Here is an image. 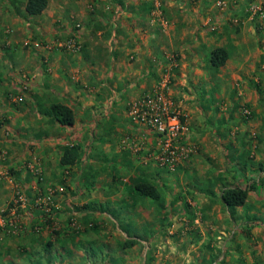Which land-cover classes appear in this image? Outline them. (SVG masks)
Here are the masks:
<instances>
[{"label":"rangeland","instance_id":"rangeland-1","mask_svg":"<svg viewBox=\"0 0 264 264\" xmlns=\"http://www.w3.org/2000/svg\"><path fill=\"white\" fill-rule=\"evenodd\" d=\"M26 3L0 0V77L7 62L14 75L19 63L27 67L18 86L7 88L12 112L34 114L27 119L31 126L43 121L39 111L51 96H36L41 81L36 68L30 70L35 65L51 74V61L67 58L71 79L82 87L90 83L92 56L112 70L124 61L149 77L144 91L167 83L183 124L180 147L188 156L174 165L157 159L152 167L129 163L131 173L125 174L129 170L118 167L110 150L91 144L90 134L63 131L51 118L39 128L44 136L36 138V128H17L14 114L7 127L1 113L2 142L11 136L12 145L23 148L15 154L0 148V264H245L241 254L254 243L249 239L255 228L264 235V212L248 214L246 205H264V176L253 172L260 170L254 164L258 151L264 157V0H49L39 15L29 14ZM127 30L136 34L130 46L123 42ZM197 36L204 40L200 60L181 66L177 46L190 48ZM215 48L228 52L222 66L211 62ZM98 72H91L96 83ZM103 93L111 100L114 91L97 95ZM143 95L129 100L128 112ZM95 113L103 131L97 137L111 138L110 128L99 125L111 114ZM58 137L63 144L57 158L69 149L81 163L70 182L68 165L60 162L62 174L48 176L39 155L46 141ZM109 178L119 180L109 184ZM140 182L154 184L161 198L139 193ZM236 186L249 187L255 196L227 205L223 192Z\"/></svg>","mask_w":264,"mask_h":264},{"label":"crops","instance_id":"crops-1","mask_svg":"<svg viewBox=\"0 0 264 264\" xmlns=\"http://www.w3.org/2000/svg\"><path fill=\"white\" fill-rule=\"evenodd\" d=\"M135 18H139V16H135ZM202 20H204L203 16H202ZM122 33L124 34L123 42L126 44V46H130L131 44L133 45L134 40L136 39L135 32L133 30L131 31L127 30V33L125 32ZM233 37H235L234 34ZM203 43L204 40H202L199 36H197L195 43H190V48L187 47V45H183V44H179L177 46L180 47L182 50V58L180 59L181 66H186L187 60L189 59L192 61H195L197 59L198 61L200 60L198 51L202 49ZM90 53L94 54L95 52L90 51ZM123 53L128 54L130 53V50L128 52L124 51ZM53 54L59 55L58 52ZM66 59L67 58L59 57L56 61H51V65H49L50 66L49 69L53 71L51 74L47 72V70H44L43 68L41 69L39 65H35L30 69L33 71L34 70L33 68H36L34 70L35 71L34 74L41 81L40 85L37 86L35 93L36 96H38V99L44 101V99L41 98H46L51 96V99L49 101H45L41 111H39L40 113L39 119L43 120L40 121L39 128H42V124L45 125L49 121L48 119L52 118L54 120V124L56 125V127L62 129L63 131L66 129L73 128L72 130L73 132L77 130L79 133L84 132L86 135L90 134L88 139L91 136V141H92L91 144L92 145L97 144L96 148L98 146H103L105 150L107 149L110 150L116 157L114 158V160L117 161L118 167L120 169L124 167L125 169L127 168L129 170L127 172H124L125 174L131 173L130 171L131 164L129 163L137 164V162L138 163L142 162V164L152 167V165H154V162L156 161V154L160 146L158 135L152 129L138 123L137 121L135 122H137L138 124L133 123L129 118L130 116L129 112L127 111V103L129 102V100H133L134 98L137 97L136 95L138 94L144 93L145 95L150 91L149 89H148L149 91L148 90L144 91V89L147 87V83L149 82V80L147 79L149 77H146L143 74V72L141 73V70L139 68H135L125 64L123 61L125 60L124 57H121L123 64L120 67H117V69L112 70V68L109 67L107 63H104L99 59L95 60V57L92 56V59L89 61L91 65L88 67V69L90 70H88V74H87L89 78L88 81H85L90 83H86L87 85L85 86L82 85V87H80L77 83H75L74 80L71 79L70 70H72L73 66L70 64L69 61H66ZM19 64H20L19 67H17L18 65L16 66L17 67L16 69L18 70L17 75H14V72H12L11 65L9 62H7L6 64V66L8 65L7 68L5 65H2L3 73L0 77V114L3 113V115H7L6 118L9 120V124L7 125V127H10L12 125L13 119L11 115L12 114L16 115L18 118L14 119V122L16 123L15 126H18L17 128L19 127L36 128L35 130H33L32 133H34L35 137L38 138L40 135L44 136L46 130L39 129L38 126H33V125L31 126L27 120L28 118H30V116H34V117L36 116L24 110L20 111V113L14 111L12 112V106H11L12 102L6 96L7 88L11 86L17 87L18 85L15 82L18 80V78H20V75L23 72V70L27 68L25 65L21 63ZM125 65L127 66L126 69H125ZM108 67L110 68V70ZM197 68H198V64L194 67V69ZM93 69H97L99 71L98 74L100 75V80L97 81V83H96V79L93 77L91 73L93 72ZM41 70L42 72H39ZM106 76L107 78L104 84V78ZM44 77L47 79L48 84H45L44 81L42 80V78ZM101 89H104L106 92H108L109 95H112L114 91L112 95L113 97H111L112 99L109 100L108 96H105L104 93H103V95L105 96L104 98L98 96L97 94ZM56 102L64 103L70 106L74 110L75 123L73 125L70 126L61 125L53 117L46 115V110L49 108V106L52 103H56ZM29 103H30L29 106L31 107L32 104L31 102ZM21 107H22L21 109L24 108V106ZM34 108H35V114H37L38 107L35 106ZM104 109L109 114H111L110 115L111 118L105 117V122L102 124L99 122V125L100 126L103 125L104 127L110 128L109 130H111V133L109 132L108 134L111 135V138L115 141V143H112L111 138H107V136L104 137L99 136V138L97 137V134L99 132L103 133V131H100L98 129L99 126L97 125V122L94 121V118L98 117L95 111H99V110L102 111ZM32 110L34 111V109ZM22 117L26 118L23 121L25 124H20L22 123L21 120ZM96 129H98L99 131L94 132V130ZM4 133L5 130L0 128V134H1L0 148L12 154L13 153L15 154L18 148L19 150L23 148L22 145L19 146L17 144L12 145L10 141L11 136L9 137V141L5 139L2 142ZM119 134L122 135L120 137V140L122 139L123 142L122 147L119 144L117 145ZM46 143H48V146L47 145L45 146V150L41 149L43 148V142H41V145L37 147L38 149H41L39 155L41 156V158L44 159L43 169L45 171V174L48 176H52L51 174H54L55 172L58 175H61L62 170L59 172L58 167L61 166L62 168L63 166L60 163L62 155L59 158H57V154L63 144L62 140L58 137V141H52V143L46 141ZM88 146L90 145L87 144V147ZM135 146H138L139 150L134 149ZM262 159H264V157L262 156L260 150L258 151L257 159L254 161V164H257L260 167V170H256L253 172L264 176V166L262 164ZM38 161L40 162V160ZM252 162H251V166H252ZM79 164L81 163H78L77 161L74 165H68L69 167L66 169V173L69 176L67 177L68 182H70V175H71V171L74 170V166H77ZM94 165H97V163H95ZM234 166H235V162L232 163V167ZM80 168L81 170L78 174H81L83 170L81 165ZM98 178L100 179L102 178L103 180L102 176H99ZM115 179L116 181L114 182H118L119 179L118 178ZM108 180H109V184L114 183L112 181V178H109ZM115 186L118 187L117 184H115ZM120 187L122 186L120 185ZM108 188L111 189L113 188V186H109ZM254 196L255 195L253 192L249 194V197H254ZM246 205H249V210L247 211L248 214H258L261 212V210L262 212H264V205L261 206V209L259 205L253 207L252 203L249 200L247 201ZM261 226H263L264 228V223ZM260 230L261 227L255 228L254 230L255 233L254 234L252 233L249 239V242L253 241L254 243L250 242L249 246L251 247L248 248L246 252L241 254L242 260L245 261V264H256V262H260L261 264H264V235H261L259 233ZM246 247L247 245L244 246V251ZM233 251L235 252L234 249ZM237 258L240 260L239 257Z\"/></svg>","mask_w":264,"mask_h":264},{"label":"built area","instance_id":"built-area-1","mask_svg":"<svg viewBox=\"0 0 264 264\" xmlns=\"http://www.w3.org/2000/svg\"><path fill=\"white\" fill-rule=\"evenodd\" d=\"M167 90L166 82L155 87L131 104L129 115L158 135L160 146L156 159L162 165H174L183 162L188 153L180 147L183 124L180 114L173 109ZM134 149L139 150V147Z\"/></svg>","mask_w":264,"mask_h":264},{"label":"trees","instance_id":"trees-1","mask_svg":"<svg viewBox=\"0 0 264 264\" xmlns=\"http://www.w3.org/2000/svg\"><path fill=\"white\" fill-rule=\"evenodd\" d=\"M49 0H27L26 10L31 15H39L48 7ZM229 55L224 48H215L211 53V62L215 66H222L227 62ZM46 115L53 117L58 123L64 126H70L75 123L74 110L61 102L52 103L46 110ZM76 162V157L69 149H66L61 163L64 165L73 164ZM136 189L139 193L159 200L161 193L159 189L152 183L140 182L137 183ZM250 188L249 187H231L223 192L222 200L230 206H239L245 204Z\"/></svg>","mask_w":264,"mask_h":264}]
</instances>
